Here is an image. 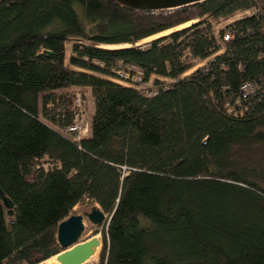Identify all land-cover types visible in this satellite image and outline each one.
<instances>
[{
    "label": "trees",
    "instance_id": "trees-1",
    "mask_svg": "<svg viewBox=\"0 0 264 264\" xmlns=\"http://www.w3.org/2000/svg\"><path fill=\"white\" fill-rule=\"evenodd\" d=\"M245 11L215 35L213 21ZM66 60L172 82L154 80L146 96ZM193 60L207 63L182 77ZM245 83L257 89L242 98ZM73 88L94 104L79 141L64 134ZM252 144L264 145V0L158 12L115 0L0 1V189L14 211L8 218L0 201V264L51 260L58 224L85 204L109 218L99 264H264V187L238 161ZM251 173L264 184V162Z\"/></svg>",
    "mask_w": 264,
    "mask_h": 264
},
{
    "label": "water",
    "instance_id": "water-1",
    "mask_svg": "<svg viewBox=\"0 0 264 264\" xmlns=\"http://www.w3.org/2000/svg\"><path fill=\"white\" fill-rule=\"evenodd\" d=\"M137 12H154V11H173L194 4H199L207 0H115ZM50 56L40 54L39 58ZM0 201L7 210L6 216L13 217V204L11 200L0 189ZM86 220L91 226L98 227L107 224L108 216L100 209L98 205H93L89 212L82 214H73L66 220L60 222L57 227L56 239L61 248L56 257L59 264H83L92 255L91 248L96 247L100 242L96 239L79 242L85 232Z\"/></svg>",
    "mask_w": 264,
    "mask_h": 264
},
{
    "label": "rangeland",
    "instance_id": "rangeland-1",
    "mask_svg": "<svg viewBox=\"0 0 264 264\" xmlns=\"http://www.w3.org/2000/svg\"><path fill=\"white\" fill-rule=\"evenodd\" d=\"M233 19H234V17L232 19L225 20V21H220V22L213 21L212 23H213V29L215 30L214 31L215 35L218 36L219 31L221 29L225 28L228 25V23L231 20H233ZM192 23H195V22H192ZM188 25H191V23H188ZM181 27L182 26L177 27L175 30H180V29H182ZM172 31L173 30L166 31V32H163V33L158 34L156 36H153L151 38H148V39L142 41L141 43H139L138 45L148 43V42H150V41H152L154 39H157L159 37L165 36V35L171 33ZM103 48H114V47L103 46ZM68 53H69V47L67 48V55H68ZM220 53L221 52L219 51L217 53V55L220 54ZM206 63H207V60H204V61H197V60L195 61V60H193V67L188 72H186L185 74H183L182 77L188 76L189 74L193 73L197 69H199L201 67H204L206 65ZM66 66L69 69L75 70L77 72L87 73V74L93 75V76L98 77V78H102L104 80H108V81H110V82H112L114 84L119 85L118 83H115L114 81H112V79H113L112 77H107V76H103V75H100V74L92 73L90 71H86V70H83V69H79V68H75V67H70L68 65V63H67V60H66ZM115 69H117V70H123V71L129 70L128 67L122 66L121 64H118L117 67H115L113 70H115ZM123 71H122V73H123ZM154 80L159 81V82H166L167 84L170 83V82H172V81L167 80V79L162 78V77L152 76L150 78V80H149V87H148L149 90L154 89V84H153V81ZM77 90H80V91H82V92H84L86 94V102L88 104L87 125L89 127L90 117H91V115L93 113V110H94L93 99L91 97V94L89 92V89H86V88H83V89H81V88H73L70 91V93L71 94H74L75 92H77ZM88 136H89V134L87 135V137ZM239 154H240V156L238 157V161H239L240 167L246 168V170H247L246 172L248 173V179L255 180L261 186L264 187V184L260 181V179L257 178L256 176H253V174L251 173V169H255L256 170L257 169V166H259L262 162H264V145L252 144V145H250L248 147H245V148L240 149L239 150ZM91 207L92 206H88L86 204L85 205H82V206H76L73 209V212L75 214H82L84 212H89V210L91 209ZM84 224H85V232H84V234L81 237V239H80L79 242L89 241V240H92L93 238H96V239L99 240L100 244L98 245L97 252L94 254V256H90V260L86 261L83 264H99V262H100V253H101V246H102V231H103V228L105 227V224H102L101 226H98V227H94V226H91L86 220H84ZM155 248L158 249V252L159 253L165 254V252H164L163 249L161 250L158 247H155ZM40 264H59V263L56 260V257H53L51 260H49L47 262L44 261V263H40Z\"/></svg>",
    "mask_w": 264,
    "mask_h": 264
},
{
    "label": "built area",
    "instance_id": "built-area-1",
    "mask_svg": "<svg viewBox=\"0 0 264 264\" xmlns=\"http://www.w3.org/2000/svg\"><path fill=\"white\" fill-rule=\"evenodd\" d=\"M249 11L239 12L234 16L233 20H237L243 16H249ZM231 36L229 32H226L223 36L224 41L230 40ZM129 70H117L115 76L112 79L115 83L124 87L133 88L146 96L156 95V90H149V81L145 82L140 70L131 66ZM123 71V73H122ZM257 89V86L253 83H245L240 88V94L242 98L252 96ZM88 104L86 102V94L80 90H77L73 94V119L72 123L64 130V134L72 138L74 141H79L82 138L87 137L89 134V127L87 125Z\"/></svg>",
    "mask_w": 264,
    "mask_h": 264
},
{
    "label": "bare ground",
    "instance_id": "bare-ground-1",
    "mask_svg": "<svg viewBox=\"0 0 264 264\" xmlns=\"http://www.w3.org/2000/svg\"><path fill=\"white\" fill-rule=\"evenodd\" d=\"M154 12H158V11H154ZM186 26H189L188 24H186V25H184V26H182L181 28H184V27H186ZM179 29V28H178ZM94 239H96V238H94ZM96 240H98V239H96ZM99 241V240H98ZM97 248H98V246H96V247H92L91 248V251H92V255L91 256H94V254L97 252Z\"/></svg>",
    "mask_w": 264,
    "mask_h": 264
},
{
    "label": "flooded vegetation",
    "instance_id": "flooded-vegetation-1",
    "mask_svg": "<svg viewBox=\"0 0 264 264\" xmlns=\"http://www.w3.org/2000/svg\"><path fill=\"white\" fill-rule=\"evenodd\" d=\"M1 1V0H0Z\"/></svg>",
    "mask_w": 264,
    "mask_h": 264
}]
</instances>
